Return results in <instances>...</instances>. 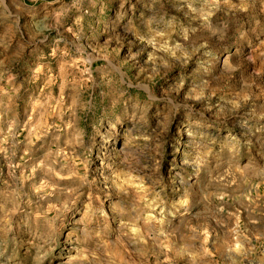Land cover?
<instances>
[{"label":"rangeland","instance_id":"obj_1","mask_svg":"<svg viewBox=\"0 0 264 264\" xmlns=\"http://www.w3.org/2000/svg\"><path fill=\"white\" fill-rule=\"evenodd\" d=\"M0 264H264V0H0Z\"/></svg>","mask_w":264,"mask_h":264}]
</instances>
